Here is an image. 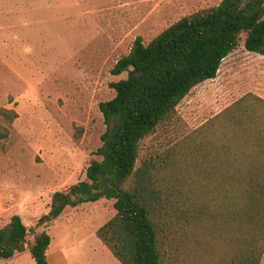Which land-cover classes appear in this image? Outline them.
Here are the masks:
<instances>
[{
    "label": "rangeland",
    "instance_id": "obj_1",
    "mask_svg": "<svg viewBox=\"0 0 264 264\" xmlns=\"http://www.w3.org/2000/svg\"><path fill=\"white\" fill-rule=\"evenodd\" d=\"M221 2L0 0V110L18 114L13 123L0 115V127L9 129L0 141V229L15 215L35 228L56 192L86 180L107 130L100 103L112 100V84L128 77L111 71L135 41L148 44L183 17ZM243 39L217 78L194 88L173 119L140 146L138 167L154 161L157 184L168 194L185 193L191 215L207 155L200 131L246 95L264 99V56L247 51ZM164 201L163 264H225L227 250L218 237L211 238L209 226L178 222L180 202L170 198L176 204L167 210ZM114 203L67 208L53 224L35 229L52 238L49 264H64V249L75 254L72 264H121L97 236L116 215ZM9 264L36 262L27 253Z\"/></svg>",
    "mask_w": 264,
    "mask_h": 264
},
{
    "label": "trees",
    "instance_id": "obj_2",
    "mask_svg": "<svg viewBox=\"0 0 264 264\" xmlns=\"http://www.w3.org/2000/svg\"><path fill=\"white\" fill-rule=\"evenodd\" d=\"M243 37L247 51L264 56V0H222L218 6L183 17L148 44L138 38L111 71L128 77L112 84L116 93L112 100L100 103L107 130L86 180L56 192L50 212L35 228L13 216L0 229V264L27 253L36 264H49L52 238L46 231L35 234V229L53 224L67 208L101 200L115 201L116 215L97 232L113 256L121 264H163L159 226L166 216L164 200L169 203L167 210L176 204L169 201L172 197L183 210L178 222H203L211 238L221 240L227 250L225 264H261L264 99L248 94L200 131L207 155L192 215L185 193L168 194L165 186L157 184L154 161L138 167L141 143L173 119L194 88L217 78ZM0 115L10 123L18 118L14 110L1 109ZM0 128L1 141L9 137V129ZM31 236L33 243L28 241Z\"/></svg>",
    "mask_w": 264,
    "mask_h": 264
},
{
    "label": "crops",
    "instance_id": "obj_3",
    "mask_svg": "<svg viewBox=\"0 0 264 264\" xmlns=\"http://www.w3.org/2000/svg\"><path fill=\"white\" fill-rule=\"evenodd\" d=\"M50 250H51V247H50ZM61 254H62V262H64V264H72V263H74L75 260L74 261L73 260L71 261V259H70V256H75L74 253H72V254L69 255L68 252H67V250L64 249L63 251H61ZM22 256H24V255H22ZM20 257L21 256L15 257L14 259H12V260L4 263V264H9L10 262H12V261H14V260H16V259H18Z\"/></svg>",
    "mask_w": 264,
    "mask_h": 264
}]
</instances>
